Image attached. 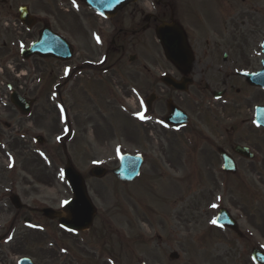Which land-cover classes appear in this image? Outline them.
Listing matches in <instances>:
<instances>
[{"label": "rangeland", "instance_id": "374dc122", "mask_svg": "<svg viewBox=\"0 0 264 264\" xmlns=\"http://www.w3.org/2000/svg\"><path fill=\"white\" fill-rule=\"evenodd\" d=\"M176 1L182 11L187 0ZM250 1L257 7L264 5V0ZM18 4H27L39 17L49 14L50 9L39 0H18ZM0 20V24L7 22L5 17ZM143 51L128 47L122 77L107 72L102 80L97 72L73 73L71 65L63 70L65 65L52 62L37 63V69L31 64L19 71L13 67L14 72L7 63L0 64V91L5 95L7 85L23 88L27 95L39 96L45 89L36 103L35 120L29 123L15 117L10 130L0 125V140L4 141H0V174L13 170L8 174L12 183L4 179L6 186L0 188V202L8 207L0 210V238L6 237L0 240V264H19L24 258L35 264H251L243 252L248 255L253 247L264 246V149L255 151L253 162L239 161L232 153L238 172L231 176L221 172L213 148L221 145L231 153L236 144L261 143L259 135L249 126L239 132L231 130L243 119L239 114L231 120L219 114L216 120L210 114L201 118L197 111L187 128L170 131L155 119L160 116L158 108L166 106L160 102L166 96L155 105L156 117H147L144 102L155 87L150 60H143L150 52ZM133 54H138L137 61L130 63ZM94 55L97 59L100 53ZM159 63L160 68L166 65L162 58ZM20 72L27 77L17 78ZM141 114L148 124L138 120ZM0 121L11 123L6 115ZM69 129L75 136L67 143L65 155L58 137L68 135ZM37 136L45 138L44 147L35 144ZM125 153L145 159L141 176L130 184L118 182L112 174ZM37 154H43V162ZM68 161L85 178L97 210L91 230L74 237L55 224L27 226L21 217L12 220L11 214H18L9 207L13 194L26 206L72 198L65 177L61 179ZM95 166L107 169V176L101 180L91 177ZM220 209L237 222L241 239L212 223ZM173 252L178 260L169 259Z\"/></svg>", "mask_w": 264, "mask_h": 264}, {"label": "flooded vegetation", "instance_id": "af4514ba", "mask_svg": "<svg viewBox=\"0 0 264 264\" xmlns=\"http://www.w3.org/2000/svg\"><path fill=\"white\" fill-rule=\"evenodd\" d=\"M39 1L50 9L47 11L49 14L39 17L27 8L25 12L30 15L27 14L25 24H22L18 12L26 5L17 6L18 0H0V16L4 13L3 17H7V22L0 24V64L7 63L19 71L23 65L31 64L33 69H37V63L52 62L58 67L71 65L73 73L80 70L97 72L101 80L107 72L112 77L121 78L127 67L128 47L142 48L150 52V57L143 60L149 59L152 66L150 73L155 87L152 94L156 99L153 116L156 103L166 96L164 101H160L166 104L163 107L166 111L158 108L161 119L169 114V103L171 108L191 117L195 111L201 118L210 114L216 120L219 114L226 120L239 114L243 119L240 125L235 122L231 130L239 132L249 125L248 129L254 131L255 109L264 107V90L253 84L257 80L254 76L263 69L264 5L257 7L250 0H193V3L187 0L181 11L180 2L178 4L176 0H136L119 9L112 18H106L92 11L86 0H75V4L73 0H61V3L57 0L56 4L51 0ZM164 22L177 26L183 36V47L175 51L177 64L166 58L157 36L158 27ZM53 34L62 37L68 49L55 40ZM42 36V55H46L49 45L57 49L61 57L70 55L71 60L28 53ZM96 36H100L101 43H97ZM95 51L100 53L97 59ZM134 55L129 56L130 63L137 61L138 54ZM160 58L166 63L161 68ZM143 69L146 70V66ZM164 80L182 85L179 88L168 87ZM22 90L17 89L21 98L33 99L32 111L28 115L11 105L10 99L0 91V117L6 115L11 119V123L0 121V125L7 130L15 125V117L29 123L37 118L34 110L45 89L39 96L32 92L27 95ZM256 128L264 135V130ZM69 142L70 137L63 139V149ZM245 146L260 153L264 149V140ZM8 174L10 171L0 174V188L6 186L4 179L12 183ZM31 205L23 207L18 214L12 213V220L21 217L27 224L55 223L56 220L45 218L43 211L47 208L57 212L62 210V207H57L56 200H51L49 206ZM4 208L8 207L0 202V210Z\"/></svg>", "mask_w": 264, "mask_h": 264}, {"label": "water", "instance_id": "95a60500", "mask_svg": "<svg viewBox=\"0 0 264 264\" xmlns=\"http://www.w3.org/2000/svg\"><path fill=\"white\" fill-rule=\"evenodd\" d=\"M111 1L114 3H117V2H122L124 0H111ZM101 10L105 11L106 8L101 7ZM163 26L164 27L160 28L158 31L160 40L166 51V55L170 59L177 62L176 57H175V54H176L175 51L178 50L182 46L183 37L176 27H173L170 25H163ZM41 47H42V43L36 44L33 47V51L36 52ZM261 85L264 86L263 79H261ZM12 101L15 105H17L20 108H24L25 106L24 104H26L23 100L17 97H13ZM26 105H29V104H26ZM40 142H42L41 139H40ZM236 152L245 157H248V158L251 157L248 154L246 149L237 148ZM226 162L227 164L230 163L229 160H226ZM141 163H142V160L139 157L125 156L122 158L121 167L118 171L115 172V175H117L118 178L125 180V181L134 180L139 175V169H140ZM229 170H234V169L230 168ZM233 172H235V170ZM93 174L96 177H102L104 176L105 171L103 169H95L93 171ZM66 177L74 193L75 200L68 206V209L66 210L68 214L67 218H63L60 214L56 215V217L59 218L60 224L62 226H65L68 229L84 230L91 225L92 218L95 214V210L89 198L87 197L85 183L81 175L76 173L70 166H68L66 169ZM82 211L87 212L85 217L82 214ZM50 218H55V216L50 217ZM218 218L224 220L223 224L227 226H231V224L229 223L230 217L226 212L224 211L221 212ZM261 258L262 257H260V259ZM21 264H32V263L29 260H23ZM262 264L264 263L262 262Z\"/></svg>", "mask_w": 264, "mask_h": 264}, {"label": "snow or ice", "instance_id": "6c2138e0", "mask_svg": "<svg viewBox=\"0 0 264 264\" xmlns=\"http://www.w3.org/2000/svg\"><path fill=\"white\" fill-rule=\"evenodd\" d=\"M73 3L75 4V0H73ZM95 39H96L97 43H101V38H100V36H96ZM139 118H140L141 120H144V119H145V117H144L143 114H141V115L139 116ZM58 139H59V137H58ZM117 153H119V149H117ZM41 155H43V154H41ZM63 177H64V174H63V172H61V179H63ZM64 203L67 204L68 202L65 201ZM213 207H215V205H213ZM212 223L215 224L216 221L213 220Z\"/></svg>", "mask_w": 264, "mask_h": 264}]
</instances>
